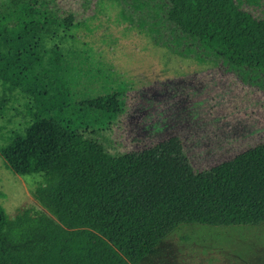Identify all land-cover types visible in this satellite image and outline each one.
Segmentation results:
<instances>
[{"label":"trees","instance_id":"1","mask_svg":"<svg viewBox=\"0 0 264 264\" xmlns=\"http://www.w3.org/2000/svg\"><path fill=\"white\" fill-rule=\"evenodd\" d=\"M242 1L168 0L166 19L224 65L264 73V19L244 12ZM57 3L0 2V79L35 103L0 149L19 176L48 174L69 150L66 133L104 131L126 111L119 88L77 102L81 67L43 51L42 37L74 26ZM33 197L50 216L23 210L10 219L0 206V264H138L184 224H264V144L195 173L171 138L50 179Z\"/></svg>","mask_w":264,"mask_h":264},{"label":"rangeland","instance_id":"2","mask_svg":"<svg viewBox=\"0 0 264 264\" xmlns=\"http://www.w3.org/2000/svg\"><path fill=\"white\" fill-rule=\"evenodd\" d=\"M57 5L63 15L74 16V26L42 37L43 51L59 50L72 67H81L77 102L119 88L126 111L104 131L66 133L69 150L48 174L19 176L0 154V206L10 219L23 210L50 216L33 197L38 185L114 154L140 153L174 138L193 171L201 173L264 144V73L230 68L206 54L167 21L168 0H58ZM242 8L264 19V0H243ZM34 107L31 96L9 90L0 79V149L27 125ZM171 233L164 241L173 245L171 253L159 254L157 264H264V224L190 223Z\"/></svg>","mask_w":264,"mask_h":264},{"label":"crops","instance_id":"3","mask_svg":"<svg viewBox=\"0 0 264 264\" xmlns=\"http://www.w3.org/2000/svg\"><path fill=\"white\" fill-rule=\"evenodd\" d=\"M172 234V233H171ZM170 234V235H171ZM169 235V236H170ZM168 236V237H169ZM167 237V238H168ZM166 238V239H167ZM165 239V238H164ZM161 240L143 259H144V264H157L158 263V255L162 254V252H164L165 254H169L171 253V247L173 245H171L170 242H168V244H165L166 239L165 240ZM159 249V250H157Z\"/></svg>","mask_w":264,"mask_h":264}]
</instances>
